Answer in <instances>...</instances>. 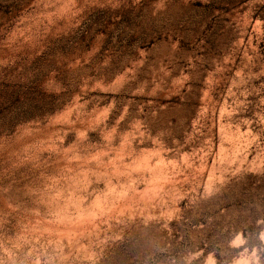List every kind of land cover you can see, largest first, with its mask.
<instances>
[{
	"label": "rangeland",
	"instance_id": "rangeland-1",
	"mask_svg": "<svg viewBox=\"0 0 264 264\" xmlns=\"http://www.w3.org/2000/svg\"><path fill=\"white\" fill-rule=\"evenodd\" d=\"M0 264H264V0H0Z\"/></svg>",
	"mask_w": 264,
	"mask_h": 264
}]
</instances>
